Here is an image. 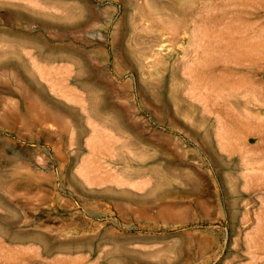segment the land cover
I'll return each instance as SVG.
<instances>
[{"label": "rangeland", "instance_id": "1", "mask_svg": "<svg viewBox=\"0 0 264 264\" xmlns=\"http://www.w3.org/2000/svg\"><path fill=\"white\" fill-rule=\"evenodd\" d=\"M0 264H264V0H0Z\"/></svg>", "mask_w": 264, "mask_h": 264}, {"label": "crops", "instance_id": "2", "mask_svg": "<svg viewBox=\"0 0 264 264\" xmlns=\"http://www.w3.org/2000/svg\"><path fill=\"white\" fill-rule=\"evenodd\" d=\"M55 63L61 64L63 67L75 68L76 76L73 80L77 82L76 85H61L64 88H103L108 84H103L101 79L102 75L99 71L94 69L95 64H102V60H93L92 52L87 51H74V52H61V54L55 56ZM69 77H65L64 81H67ZM97 117V116H94ZM104 119L108 122L115 120H127L128 116H104ZM109 129L115 130L117 125L109 123ZM131 129L130 126H126ZM152 144V142H150Z\"/></svg>", "mask_w": 264, "mask_h": 264}]
</instances>
